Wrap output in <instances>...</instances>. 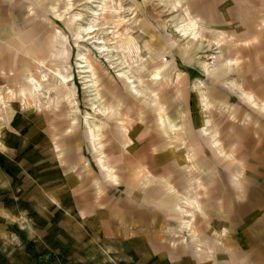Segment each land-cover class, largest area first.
<instances>
[{"label": "rangeland", "instance_id": "374dc122", "mask_svg": "<svg viewBox=\"0 0 264 264\" xmlns=\"http://www.w3.org/2000/svg\"><path fill=\"white\" fill-rule=\"evenodd\" d=\"M242 262L264 0H0V264Z\"/></svg>", "mask_w": 264, "mask_h": 264}, {"label": "crops", "instance_id": "0c3cea01", "mask_svg": "<svg viewBox=\"0 0 264 264\" xmlns=\"http://www.w3.org/2000/svg\"><path fill=\"white\" fill-rule=\"evenodd\" d=\"M166 158V157H165ZM167 159V158H166ZM169 160V159H168ZM172 162V161H171ZM173 164V163H172ZM132 198H133V196H131ZM126 205V206H125ZM128 204H126V203H121V208L124 210V211H130V210H132L133 208H134V206H127ZM130 205V204H129ZM138 208V207H137ZM140 208V207H139ZM140 209H143V210H145V208H140ZM126 211V212H127ZM149 212L152 214V216H154V218L156 219V222H157V220L159 219V217H157V214H155V210L153 211V209H151V210H149ZM159 221V220H158ZM248 262H250V260H248ZM247 263V262H246ZM242 264H245V262H242Z\"/></svg>", "mask_w": 264, "mask_h": 264}]
</instances>
